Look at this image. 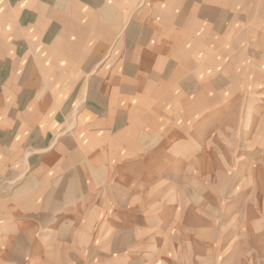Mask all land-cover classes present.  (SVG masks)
I'll use <instances>...</instances> for the list:
<instances>
[{
    "label": "crops",
    "instance_id": "0c3cea01",
    "mask_svg": "<svg viewBox=\"0 0 264 264\" xmlns=\"http://www.w3.org/2000/svg\"><path fill=\"white\" fill-rule=\"evenodd\" d=\"M232 16L227 0H0V264L255 263L244 204L264 165L236 153Z\"/></svg>",
    "mask_w": 264,
    "mask_h": 264
},
{
    "label": "rangeland",
    "instance_id": "374dc122",
    "mask_svg": "<svg viewBox=\"0 0 264 264\" xmlns=\"http://www.w3.org/2000/svg\"><path fill=\"white\" fill-rule=\"evenodd\" d=\"M227 8L228 16H233L226 19L227 31L223 36L226 52L224 56L220 54V57L225 58L227 62L225 67H221V73L227 76L235 75L238 80L235 85L240 87L239 91L237 90L240 92V98L226 100L232 102L233 106H239L243 111L242 142L239 143L238 138L236 153L240 150L243 154L257 152L259 157L257 165L262 166L264 165V162L261 163L264 161V0H227ZM257 91L261 92L262 96L256 95ZM256 98L258 100H254ZM255 122L258 123V128L253 135H250L246 128L249 130ZM244 205L249 208L248 210L251 205L257 207L255 218H259L258 230L262 244L259 256L253 264H264V196L252 194L245 200ZM248 214L249 211L247 213L243 209L239 218L246 219Z\"/></svg>",
    "mask_w": 264,
    "mask_h": 264
},
{
    "label": "bare ground",
    "instance_id": "6f19581e",
    "mask_svg": "<svg viewBox=\"0 0 264 264\" xmlns=\"http://www.w3.org/2000/svg\"><path fill=\"white\" fill-rule=\"evenodd\" d=\"M252 118V117H251Z\"/></svg>",
    "mask_w": 264,
    "mask_h": 264
}]
</instances>
